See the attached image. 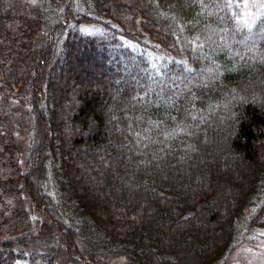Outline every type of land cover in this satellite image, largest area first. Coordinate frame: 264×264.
<instances>
[{
  "label": "trees",
  "instance_id": "1",
  "mask_svg": "<svg viewBox=\"0 0 264 264\" xmlns=\"http://www.w3.org/2000/svg\"><path fill=\"white\" fill-rule=\"evenodd\" d=\"M37 1L0 0V264H222L264 227V11Z\"/></svg>",
  "mask_w": 264,
  "mask_h": 264
},
{
  "label": "rangeland",
  "instance_id": "2",
  "mask_svg": "<svg viewBox=\"0 0 264 264\" xmlns=\"http://www.w3.org/2000/svg\"><path fill=\"white\" fill-rule=\"evenodd\" d=\"M6 2L18 1L22 13L30 14L33 7L38 4L37 0H5ZM239 17L247 16L251 23L255 17L264 11V0H240L238 5ZM243 21V20H242ZM148 50V49H147ZM160 57V55H158ZM76 89V88H75ZM29 133L17 134L24 151L22 152L21 165L25 163L26 151L29 144ZM24 167V166H23ZM264 218V216H263ZM239 244L231 252L223 264H264V227L254 225L245 230L244 227L238 233ZM124 256H116L109 259L105 264H125ZM65 264H78L65 263Z\"/></svg>",
  "mask_w": 264,
  "mask_h": 264
},
{
  "label": "snow or ice",
  "instance_id": "3",
  "mask_svg": "<svg viewBox=\"0 0 264 264\" xmlns=\"http://www.w3.org/2000/svg\"><path fill=\"white\" fill-rule=\"evenodd\" d=\"M242 20H243V23L247 25L249 28L252 27V23L249 22V20L247 19V16L242 17Z\"/></svg>",
  "mask_w": 264,
  "mask_h": 264
}]
</instances>
